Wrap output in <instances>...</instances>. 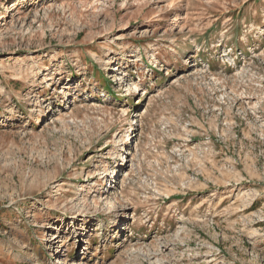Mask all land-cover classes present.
<instances>
[{"label":"rangeland","instance_id":"1","mask_svg":"<svg viewBox=\"0 0 264 264\" xmlns=\"http://www.w3.org/2000/svg\"><path fill=\"white\" fill-rule=\"evenodd\" d=\"M0 264H264V0H0Z\"/></svg>","mask_w":264,"mask_h":264},{"label":"bare ground","instance_id":"2","mask_svg":"<svg viewBox=\"0 0 264 264\" xmlns=\"http://www.w3.org/2000/svg\"><path fill=\"white\" fill-rule=\"evenodd\" d=\"M173 19L174 20H176V18L175 17H173ZM171 23H173V22H171ZM149 54V53H148ZM141 55L140 54H138V55H136V56H134V57H137L136 59H135V61H137V60H141V57H140ZM146 56V55H145ZM150 57H154L155 58V56L151 53L150 55H149ZM133 59V58H132ZM152 60V59H151ZM155 61V60H154ZM119 73H121L120 71H119ZM120 79H121V77H119ZM134 90L135 91H137L138 90V85L137 84H134ZM112 172H115V170L113 169L112 170ZM75 235V234H74ZM77 236V235H76ZM58 237H60V235H57L56 233H54V234H52V236H51V240L50 241H53V240H55L56 238H58Z\"/></svg>","mask_w":264,"mask_h":264}]
</instances>
